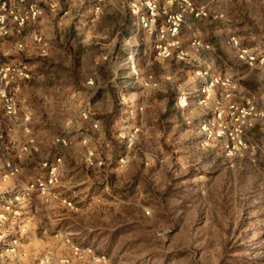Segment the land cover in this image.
<instances>
[{"label": "rangeland", "instance_id": "1", "mask_svg": "<svg viewBox=\"0 0 264 264\" xmlns=\"http://www.w3.org/2000/svg\"><path fill=\"white\" fill-rule=\"evenodd\" d=\"M49 1L0 35V264H264V0Z\"/></svg>", "mask_w": 264, "mask_h": 264}, {"label": "built area", "instance_id": "2", "mask_svg": "<svg viewBox=\"0 0 264 264\" xmlns=\"http://www.w3.org/2000/svg\"><path fill=\"white\" fill-rule=\"evenodd\" d=\"M40 2H46L50 8H54L55 4L49 0H0V35L5 36L8 33V25L13 24L15 29L19 31L26 24L34 23L41 14L42 10ZM146 4V2H145ZM196 15L205 16L202 10L196 12ZM173 32H176L177 27L174 24ZM40 40V38H39ZM241 52H246L242 50ZM251 60L253 58H250ZM60 158H55L49 164L50 175L46 183L40 182L39 188L45 190L47 184H52L55 180V164L60 163ZM47 164L45 163L44 166Z\"/></svg>", "mask_w": 264, "mask_h": 264}]
</instances>
